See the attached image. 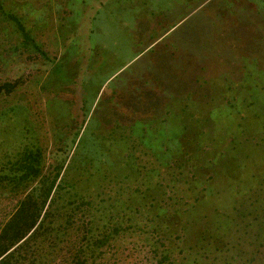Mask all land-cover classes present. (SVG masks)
<instances>
[{"label": "rangeland", "instance_id": "rangeland-1", "mask_svg": "<svg viewBox=\"0 0 264 264\" xmlns=\"http://www.w3.org/2000/svg\"><path fill=\"white\" fill-rule=\"evenodd\" d=\"M0 3V177L42 167L0 225L60 172L43 215L107 236L90 264H264V0Z\"/></svg>", "mask_w": 264, "mask_h": 264}, {"label": "trees", "instance_id": "trees-1", "mask_svg": "<svg viewBox=\"0 0 264 264\" xmlns=\"http://www.w3.org/2000/svg\"><path fill=\"white\" fill-rule=\"evenodd\" d=\"M47 18V16L44 18V22ZM20 26L26 38L29 39L30 34L24 30L21 23ZM19 85L18 80L0 81V97L12 94ZM14 165L12 175L0 177V182L8 180V183L13 186H22L26 189L42 174L41 152L39 150L29 151L22 158L19 166L16 163ZM59 175L60 172L51 179L50 183L43 177L40 185L31 188L24 197L19 199L16 209L0 225V264H90L97 262L99 253L96 245L92 246L91 242L103 243L107 241V236L98 240L97 237L89 238L87 234H84L79 237V244L72 242V246L66 250L60 245L61 234L65 228L59 223L58 226L50 224V213L43 215L52 192L62 184L59 181ZM85 203L89 205L90 201ZM89 225V220H83V227L87 228ZM165 261L168 264H174L170 255L163 253L157 263L163 264Z\"/></svg>", "mask_w": 264, "mask_h": 264}]
</instances>
